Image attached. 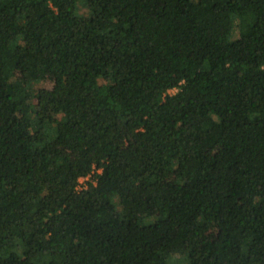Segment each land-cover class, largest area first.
Masks as SVG:
<instances>
[{
    "label": "trees",
    "instance_id": "trees-1",
    "mask_svg": "<svg viewBox=\"0 0 264 264\" xmlns=\"http://www.w3.org/2000/svg\"><path fill=\"white\" fill-rule=\"evenodd\" d=\"M0 264H264V0H0Z\"/></svg>",
    "mask_w": 264,
    "mask_h": 264
},
{
    "label": "rangeland",
    "instance_id": "rangeland-1",
    "mask_svg": "<svg viewBox=\"0 0 264 264\" xmlns=\"http://www.w3.org/2000/svg\"><path fill=\"white\" fill-rule=\"evenodd\" d=\"M17 78L18 79H22V74L20 72L17 73ZM53 84H54V79L52 77H45L42 82L39 84V86L41 87H45V88H52L53 87ZM176 90H171L170 93H174ZM60 116L59 112L56 111V110H53L51 109L49 112H48V119L49 121H53L54 118H58ZM126 146H128V142L125 143ZM85 180H83V184H85ZM217 228L214 226L212 227L211 229V232H210V235L215 238L217 236Z\"/></svg>",
    "mask_w": 264,
    "mask_h": 264
},
{
    "label": "built area",
    "instance_id": "built-area-1",
    "mask_svg": "<svg viewBox=\"0 0 264 264\" xmlns=\"http://www.w3.org/2000/svg\"><path fill=\"white\" fill-rule=\"evenodd\" d=\"M88 178V177H87ZM87 178H85V179H87ZM84 178H82L81 180H80V183L81 184H83L82 182H83V180H85Z\"/></svg>",
    "mask_w": 264,
    "mask_h": 264
}]
</instances>
